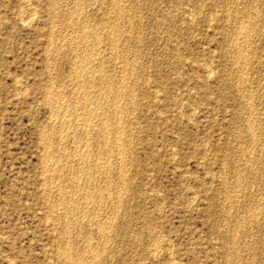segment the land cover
<instances>
[{"label": "rangeland", "instance_id": "rangeland-1", "mask_svg": "<svg viewBox=\"0 0 264 264\" xmlns=\"http://www.w3.org/2000/svg\"><path fill=\"white\" fill-rule=\"evenodd\" d=\"M263 114L264 0H0V264H264Z\"/></svg>", "mask_w": 264, "mask_h": 264}, {"label": "bare ground", "instance_id": "bare-ground-1", "mask_svg": "<svg viewBox=\"0 0 264 264\" xmlns=\"http://www.w3.org/2000/svg\"><path fill=\"white\" fill-rule=\"evenodd\" d=\"M162 1H163V0H162ZM64 2H65V1H64ZM101 2H102V1H101ZM143 2H144V1H143ZM215 2H216V1H215ZM53 3H55V2H53ZM93 3H94V2H93ZM116 3H117V1H116ZM150 3H151V2H150ZM55 4H56V3H55ZM89 4H90V3H89ZM132 4H133V3H132ZM229 4H230V3H229ZM239 4H240V3H239ZM63 5H64V4H63ZM122 5H123V4H122ZM201 5H202V4H201ZM252 5H253V4H252ZM77 6H78V5H77ZM84 6H85V5H84ZM92 6H93V5H92ZM123 6H124V5H123ZM30 7H31V6H30ZM30 7H29V8H30ZM120 7H121V6H120ZM229 7H230V6H229ZM235 7H236V6H235ZM32 8H34V7H32ZM32 8H31V9H32ZM82 8H83V7H82ZM113 8H115V7L113 6ZM140 8H141V7H140ZM106 9H107V8H106ZM177 9H178V8H177ZM241 9H242V8H241ZM28 10H29V9H28ZM92 10H94V9H92ZM258 10H259V9H258ZM31 11H32V10H31ZM34 11H35V10H34ZM34 11H32V13H33ZM142 11L144 12V10H142ZM177 11H178V10H177ZM233 11H234V10H233ZM35 12H36V11H35ZM26 13H27V12H26ZM63 13H64V12H63ZM79 13H80V12H79ZM117 13H118V12H117ZM248 13H249V12H248ZM252 13H254V12H252ZM29 14H30V15H29ZM72 14H73V13H72ZM108 14H109V13H108ZM135 14H136V13H135ZM143 14H144V13H143ZM236 14H237V13H236ZM33 15H34V14H33ZM76 15H77V14H76ZM145 15H146V14H145ZM167 15H168V14H167ZM230 15H231V14H230ZM238 15H239V14H238ZM248 15H249V14H248ZM257 15H259V14H257ZM23 16H24V15H23ZM29 16H32L31 13L26 14L24 18H27V20H28ZM89 16H90V15H89ZM192 16H193V15H192ZM262 16H263V15H262ZM119 17H120V16H119ZM146 17H147V16H146ZM24 18H23V19H24ZM31 18H32V17H31ZM59 18H60V17H59ZM107 18H108V17H107ZM141 18H142V17H141ZM229 18H230V17H229ZM229 18H228V19H229ZM56 19H57V18H56ZM24 20H25V19H24ZM24 20H23V21H24ZM29 20H30V19H29ZM29 20H28V21H29ZM70 20H71V19H70ZM94 20H95V19H94ZM97 20H98V19H97ZM111 20H112V19H111ZM125 20H126V19H125ZM61 21H62V20H61ZM63 21H64V20H63ZM191 21H192V20H191ZM238 21H239V20H238ZM86 22H87V21H86ZM118 22H119V21H118ZM139 22H140V21H139ZM60 23H61V22H60ZM101 23H102V22H101ZM241 23H242V22H241ZM131 24H132V23H131ZM134 24H135V23H134ZM140 24H141V23H140ZM169 24H170V23H169ZM241 25H242V24H241ZM78 26H79V25H78ZM142 26H143V25H142ZM237 26H238V25H237ZM246 26H247V25H246ZM60 27H61V26H60ZM85 27H86V26H85ZM144 27H145V26H144ZM240 27H241V26H240ZM242 27H243V26H242ZM53 28H54V27H53ZM113 28H114V27H113ZM164 28H165V27H164ZM259 28H260V27H259ZM54 29H55V28H54ZM131 29H132V28H131ZM148 29H149V28H148ZM249 29H251V28H249ZM74 30H75V29H74ZM83 30H84V29H83ZM246 30H247V29H246ZM65 31H66V30H65ZM90 31H91V30H90ZM102 31H103V30H102ZM136 31H137V30H136ZM237 31H238V30H237ZM237 31H236V32H237ZM251 31H252V30H251ZM52 32H53V31H52ZM94 32H95V31H94ZM145 32H146V31H145ZM244 32H245V30H244ZM87 33L89 34V32H87ZM87 33H86V34H87ZM90 33H91V32H90ZM95 33H96V32H95ZM95 33H94V35H95ZM132 33H133V32H132ZM140 33H141V32H140ZM241 33H242V32H241ZM88 34H87V35H88ZM104 34H105V33H104ZM167 34H168V33H167ZM232 34H233V33H232ZM237 34L239 35V33H237ZM252 34H253V33H252ZM74 35H76V34L74 33ZM82 35H83V34H82ZM89 35H90V34H89ZM96 35H98V34H96ZM116 35H117V34H116ZM118 35H119V34H118ZM160 35H161V34H160ZM244 35H245V34H244ZM58 36H59V35H58ZM72 36H73V35H72ZM245 36H246V35H245ZM82 37H84V36H82ZM94 37H95V36H94ZM98 37H99V36H98ZM117 37H118V36H117ZM142 37H143V36H142ZM95 38H96V37H95ZM99 38H100V37H99ZM103 38H104V37H103ZM237 38H238V37H237ZM83 39H84V38H83ZM85 39H86V37H85ZM100 39H102V37H101ZM127 39H128V38H127ZM127 39H126V40H127ZM86 40H87V39H86ZM93 40H94V39H93ZM97 40H98V39H97ZM233 40H234V39H233ZM236 40H237V39H236ZM100 41H101V40H100ZM114 42H115V41H114ZM118 42H119V41H118ZM52 43H53V42H52ZM123 43H124V42H123ZM161 43H162V42H161ZM243 43H244V42H243ZM81 44H82V43H81ZM98 44H99V43H98ZM93 45H94V44H93ZM104 46H106V45H104ZM239 46H240V45H239ZM49 47H50V46H49ZM88 47H89V46H88ZM139 47H140V46H139ZM242 47H243V46H242ZM118 49H119V48H118ZM70 50H71V49H70ZM111 50H113V49H111ZM63 51H64V50H63ZM72 51H73V50H72ZM130 51H131V50H130ZM160 51H161V50H160ZM240 51H241V50H240ZM70 52H71V51H70ZM84 52H85V51H84ZM95 52H97V51H95ZM177 53H178V52H177ZM238 53H239V52H238ZM245 53H246V50H245ZM94 54H95V53H94ZM112 54H113V53H112ZM240 54H241V52H240ZM106 55H107V54H106ZM135 55H136V54H135ZM50 56H51V55H50ZM132 56H133V55H132ZM238 56H239V55H238ZM248 56H249V55H248ZM95 57H97V56H95ZM107 57H108V56H107ZM176 57H177V56H176ZM84 58H85V56H84ZM120 58H121V57H120ZM145 58H146V57H145ZM55 59H56V58H55ZM86 59H87V58H86ZM116 59H117V58H116ZM135 59H136V58H135ZM83 60H84V59H83ZM123 60H124V59H123ZM141 60H142V59H141ZM238 60H239V58H238ZM247 60H248V59H247ZM70 61H71V60H70ZM85 61H86V60H84V62H82L81 64H79V70H78V71H81L82 69H84V67H88V68L91 67V66H89V65L92 64V63H91L92 60H91V61H88V64L85 63ZM114 61H115V60H114ZM244 61H245V60H244ZM46 62H47V61H46ZM86 62H87V61H86ZM120 62H121V61H120ZM234 64H236V63H234ZM159 65H160V64H159ZM243 66H244V65H243ZM131 68H132V67H131ZM73 69H74V68H73ZM90 69H91V68H90ZM93 69H94V70H93ZM93 69H92V71H89L91 74L89 73L90 75H88V76H91L94 72H98V73L100 72L101 75L99 74V77H97V78H99L100 81H102V78H101V77L103 76V74H102V70H103V69H102V65L97 63V65L94 66ZM87 70H88V69H87ZM110 70H111V69H110ZM141 70H142V69H141ZM103 71H104V70H103ZM105 71H106V70H105ZM112 72H113V71H112ZM120 72H121V71H120ZM209 72H210V71H209ZM83 73H84V72H82V74H83ZM118 73H119V72H118ZM71 74H72V73H71ZM125 74H126V73H125ZM245 74H246V73H245ZM79 75H80V73H79ZM84 75H85V74H83L82 76H84ZM122 75H123V74H122ZM136 75H137V74H136ZM120 76H121V75H120ZM138 76H139V75H138ZM245 76H246V75H245ZM72 77H73V76H72ZM95 77H96V76H95ZM95 77H94V78H95ZM106 77H107V76H106ZM89 78H90V77H89ZM104 78H105V77H104ZM107 78H108V77H107ZM126 78H127V77H126ZM126 78H125V79H126ZM128 78H129V77H128ZM230 78H231V77H230ZM85 79H86V78H85ZM85 79L82 81V82H84V83L81 84V82H80V85H81V86L79 87V88H82L83 90H84V88H85V86H83V84H85V83H88V84H89V82H90L89 79H88V80H87V79L85 80ZM113 79H115V78H113ZM122 79H123V78H121V80H122ZM96 80H98V79H96ZM138 80H139V79H138ZM78 81H79V80H78ZM78 81H77V82H78ZM80 81H81V80H80ZM92 81H93V80H92ZM92 81H91V82H92ZM113 81H114V80H113ZM68 82H69V81H68ZM91 82H90V83H91ZM116 82H117V81H116ZM124 82H125V81H124ZM126 82H128L127 79H126ZM107 83H108V82H107ZM109 83H110V82H109ZM109 83H108V84H109ZM111 83H112V82H111ZM117 83H120V82H117ZM232 84H233V83H232ZM85 85H86V84H85ZM127 85H128V83H127ZM76 86H77V85H76ZM88 86H89V85H88ZM115 86H117V85H115ZM118 86H119V85H118ZM120 86H121V85H120ZM55 87H56V86H55ZM89 87H90V86H89ZM96 87H97V86H96ZM124 87H125V86H124ZM59 88H60V87H59ZM61 88H62V87H61ZM72 88H73V87H72ZM75 88H76V87H75ZM115 88H116V87H115ZM133 88H134V87H133ZM27 89H28V88H27ZM88 89H89V88H88ZM90 89H91V88H90ZM52 90H53V89H52ZM79 90H80V89H79ZM79 90H78V91H79ZM120 90L122 91V89H120ZM243 90H244V89H243ZM49 91H50V90H49ZM87 91H88V90H87ZM87 91H82V92H83V94L86 95V96L84 95L83 97H85L86 101L88 102V107H89V106H91V104H93V102H91V100L93 99V97L90 96V97L92 98V99L90 100V97H89V95L87 94V93H89V92H87ZM90 91H92V90H90ZM115 91H116V90H115ZM121 91H120V93H121ZM75 92H76V91H75ZM154 92H155V89H154ZM157 92H158V91H157ZM114 93H116V92H114ZM118 93H119V92H118ZM90 94H91V92H90ZM94 94H95V93H94ZM94 94H93V95H94ZM134 94H135V93H134ZM253 94H254V93H253ZM93 95H92V96H93ZM96 95H97V94H96ZM124 95H125V94H124ZM58 96H59V95H58ZM98 96H99V95H98ZM100 96H102V95H100ZM118 96H119V94H118ZM122 96H123V95H122ZM122 96H121V100H122ZM56 97H57V96H56ZM59 97H60V96H59ZM96 97H97V96H96ZM116 97H117V96H116ZM119 97H120V96H119ZM252 97H253V96H252ZM48 98H49V97H48ZM77 98H78V97H77ZM97 98H98V97H97ZM97 98H95V99H97ZM101 98H102V97H101ZM113 98H114V99H113V101H114V100H115V97H113ZM132 98H133V97H132ZM63 99H64V98H63ZM65 99H66V98H65ZM53 100H54V99H53ZM109 100H110V99H109ZM56 101H57V100H56ZM60 101H61V100H60ZM92 101H94V100H92ZM96 101H99V99L96 100ZM102 101H103V100H102ZM115 101H117V100H115ZM119 101H120V100H119ZM119 101H118V102H119ZM51 102H54V101H52V99H51ZM75 102H76V101H75ZM84 102H85V101H84ZM118 102H117V103H118ZM128 102H129V101H128ZM55 103H56V102H55ZM98 103H99V102H98ZM119 103H120V102H119ZM137 103H138V102H137ZM248 103H249V102H248ZM51 104H52V103H51ZM69 104H70V103H69ZM74 104H75V103H74ZM105 104H106V103H105ZM39 105H40V104H39ZM55 105H56V104H55ZM82 105H83V104H82ZM98 105H99V104H98ZM102 105H103V104H102ZM118 105H120V104H118ZM75 106H76V105H75ZM85 106H86V105H85ZM126 106H127V105H126ZM63 107H64V106H63ZM86 107H87V106H86ZM97 107H98V106H97ZM251 107L253 108V106H251ZM251 107H250V109H251ZM53 108H54V107H53ZM55 108H56V107H55ZM59 108H60V107H59ZM66 108H67V107H66ZM86 109H87V108H86ZM86 109H85V110H86ZM94 109H95V106H94ZM94 109H93V110H94ZM125 109H126V108H125ZM131 109H132V108H131ZM131 109H130V110H131ZM162 109H163V108H162ZM162 109H161V110H162ZM195 109H196V108H195ZM68 110H69V109H68ZM71 110H72V109H71ZM71 110H70V111H71ZM93 110H92V111H93ZM123 110H124V108H123ZM53 111H54V110H53ZM60 111H61V110H60ZM94 111H95V110H94ZM96 111H97V110H96ZM114 111H115V110H114ZM121 111H122V110H121ZM138 111H139V110H138ZM181 111H182V110H181ZM55 112H56V111H55ZM68 112H69V111H68ZM108 112H109V111H108ZM122 112H123V111H122ZM252 112H253V111H252ZM252 112H251V113H252ZM72 113H73V112H72ZM72 113H71L70 115H72ZM81 113H82V112H81ZM81 113H80V114H81ZM90 113H91V111H90V112H87V114H85V117L83 118V119H84V122H85L86 125H87V124H90V121L93 120V119L91 120ZM95 113H98V112H95ZM100 113H101V112H100ZM106 113H107V112H106ZM77 114H78V113H77ZM117 114H118V113H117ZM121 114H122V113H121ZM61 115H62V114H61ZM67 115L69 116V114H67ZM105 115H106V114H105ZM263 115H264V114H263ZM50 116H51V115H50ZM64 116H65V112H64ZM74 116H75V115H74ZM97 116H98V115H97ZM107 116H109V114H108ZM117 116H118V115H117ZM129 116H130V115H129ZM61 117H63V116H61ZM61 117H60V118H61ZM66 117H67V116H66ZM80 117H81V116H80ZM82 117H83V116H82ZM94 117H95V115H94ZM251 117H252V116H251ZM120 118H121V116H120ZM261 118H262V117H261ZM63 119H65V118H63ZM69 119H70V117L68 118V120H69ZM190 119H191V118H190ZM70 120H71V119H70ZM104 120H105V119H104ZM109 120H110V119H109ZM111 120H112V119H111ZM64 121H65V120H63L62 123H63ZM71 121H72V120H71ZM75 121H76V119H75ZM93 121H94V120H93ZM257 121H258V120H257ZM60 122H61V121H60ZM104 122H105V121H104ZM108 122H110V121H108ZM248 122H251V121L249 120ZM259 122H260V121H259ZM66 123H67V121H66ZM82 123H83V120H82ZM101 123H103V121H102ZM105 123H106V122H105ZM105 123H104V124H105ZM112 123H113V122H111L110 125H112ZM120 123H121V122H120ZM120 123H119V124H120ZM127 123H128V122H127ZM137 123H138V122H137ZM64 124H65V122H64ZM69 124H70V123H69ZM123 124H124V123H123ZM252 124H254V122H253ZM67 125H68V124H67ZM72 125H73V124H72ZM83 125H84V124H83ZM95 125H96V124H95ZM98 125H99V122H98ZM106 125H107V124H106ZM116 125H117V124H116ZM242 125H243V124H242ZM248 125H249V124H248ZM250 125H251V123H250ZM262 125H263V124H262ZM63 126H65V125H63ZM88 126H89V125H88ZM88 126H87V127H88ZM120 126H122V125H120ZM105 127H106V126H105ZM118 128L120 129V127H118ZM118 128H117L116 130H118ZM121 128H122V130H123V127H121ZM250 128H251V127H250ZM47 129H48V128H47ZM61 129H62V128H61ZM68 129H69V128H68ZM86 129H87V128H86ZM88 129H89V127H88ZM105 129H106V128H104V126H101V125L98 127V131H99L100 134L105 133ZM256 129H257V128H256ZM44 130H45V129H44ZM83 130H84V129H83ZM96 130H97V128H96ZM120 130H121V129H120ZM54 131H55V130H54ZM75 131H76V130H75ZM109 131H110V130H109ZM131 131H132V130H131ZM254 131H255V130H254ZM259 131H260V130H259ZM56 132H57V131H56ZM62 132H63V130H62ZM64 132H65V131H64ZM106 132H107V131H106ZM116 132H117V131H116ZM81 133H82V132H81ZM88 133H89V132H88ZM108 133H109V132H108ZM108 133H107V134H108ZM110 133H111V131H110ZM110 133H109V134H110ZM238 133H239V132H238ZM43 134H44V133H43ZM53 134H54V133H53ZM72 134H73V136H75V135H74V132H73ZM77 134H78V133H77ZM82 134H83V133H82ZM82 134H81V135H82ZM41 135H42V134H41ZM47 135H48V134H47ZM60 135H61V134H60ZM70 135H71V134H70ZM79 135H80V134H79ZM86 135H87V132H86ZM76 136L78 137V135H76ZM89 136H90V134H89ZM109 136H110V135H109ZM109 136H107L106 133L103 134V142H102V145L104 146V148L108 147V145H109V142H110V140H109ZM123 136H124V135H123ZM123 136H121V137L123 138ZM125 136H127V134H126ZM62 137H63V136H62ZM80 137H82V136H80ZM83 137H84V136H83ZM83 137H82V138H83ZM256 137H257V136H256ZM65 138H67V137H65ZM86 138H88V137H86ZM113 138H114V137H113ZM119 138H120V137H119ZM124 138H125V137H124ZM79 139H81V138H79ZM131 139H132V138H131ZM75 140H76V139H75ZM120 140H121V139H120ZM51 141H52V139H51ZM71 141H72V140H71ZM76 141H77V140H76ZM81 141H82V140H81ZM86 141H87V139H86ZM86 141H85V142H86ZM95 141H96V139H95ZM245 141H246V140H245ZM255 141H256V140H255ZM87 142H88V141H87ZM87 142H86V143H87ZM113 142H114V139H113ZM119 142H120V141H119ZM42 143H43V142H42ZM77 143H79V142L77 141ZM86 143H85L84 147H85L87 144H90L91 142H90V143H87V144H86ZM117 143H118V142H117ZM73 144H74V143H73ZM82 144H84V143H82ZM47 145H48V144L46 143V146H47ZM59 145H60V144H59ZM65 145H66V144H65ZM78 145H80V144H77V146H78ZM98 145H99V144H98ZM117 145H118V144H117ZM117 145H116V146H117ZM120 145H121V142H120L119 146H120ZM123 145H124V143H123ZM87 146H88V145H87ZM89 146H90V145H89ZM103 146H102V147H103ZM112 146H114L113 143H112ZM119 146H118V147H119ZM252 146H253V145H252ZM262 146H263V145H262ZM48 147H49V146H48ZM59 147H60V146H59ZM66 147H67V146H66ZM66 147H65V149H66ZM78 147H79V146H78ZM90 147H91V146H90ZM118 147H116V148H118ZM45 148H46V147H45ZM93 148H94V147H93ZM116 148H115V149H116ZM120 148H121V146H120ZM120 148H118V149H120ZM43 149H44V148H43ZM78 149H79V148H78ZM82 149H83V147H82ZM88 149H89V148H88ZM88 149H87V150H88ZM66 150H67V149H66ZM87 150H86V151H87ZM91 150H92V148H91ZM121 150H122V148H121ZM73 152H74V151H73ZM78 152H79V150H78ZM78 152H77V153H78ZM105 152H106V151H105ZM117 152H118V151H117ZM121 152H122V151H121ZM243 152H244V151H243ZM253 152H254V151H253ZM50 153H51V152H50ZM89 153H91V152H89ZM113 153H114V152H113ZM124 153H125V152H124ZM250 153H251V152H250ZM250 153H249V154H250ZM261 153H262V152H261ZM46 154H48V153H46ZM84 154H85V153H84ZM117 154H118V156H119V152H118ZM131 154H132V153H131ZM238 154H239V153H238ZM50 155H51V154H50ZM55 155H56V154H55ZM75 155H76V154H75ZM79 155L81 156V154H79ZM79 155H78V157H79ZM86 155H87V154H86ZM89 155H90V154H89ZM95 155H97V154H95ZM99 155H100V154H99ZM99 155H98V156H99ZM124 155H125V154H124ZM84 156H85V155H84ZM121 156H122V154H121ZM52 157H54V156H52ZM52 157H51V158H52ZM61 157H62V156H61ZM74 157H75V156H74ZM122 157H123V156H122ZM124 157H125V156H124ZM205 157H206V156H205ZM51 158H48V159H51ZM79 158H80V157H79ZM82 158H84V157H82ZM92 158H93V157H92ZM73 159H74V158H73ZM88 159H89V158H88ZM90 159H91V158H90ZM106 159H107V158H106ZM45 160H46V159H45ZM78 160H79V159H78ZM84 160H85V159H84ZM93 160H94V159H93ZM107 160H108V159H107ZM120 160H121V159H120ZM200 160H201V159H200ZM71 161H72V160H71ZM96 161H97V160H96ZM99 161H100V159H99ZM105 161H106V160H105ZM108 161H109V160H108ZM108 161H107V162H108ZM118 161H119V160H118ZM238 161H239V160H238ZM244 161H245V160H244ZM252 161H253V160H252ZM255 161H256V160H255ZM42 162H44V161H42ZM45 162H46V161H45ZM54 162H55V161H54ZM58 162H59V161H58ZM84 162H85V161H84ZM87 162H89V161L87 160ZM124 162H125V160H124ZM130 162H131V161H130ZM64 163H65V162H64ZM94 163H95V161H94ZM94 163H93V164H94ZM99 163H100V162H99ZM102 163H104V162H102ZM89 164H90V163H89ZM100 164H101V163H100ZM100 164H99V165H100ZM107 164H109V163H107ZM123 164H124V163H123ZM234 164H235V162H234ZM246 164H247V163H246ZM46 165H47V164H46ZM84 165H85V164H84ZM94 165H95V164H94ZM97 165H98V164H97ZM97 165H96V167H98ZM112 165H113V164H112ZM115 165H116V164H115ZM91 166L93 167V165H91ZM109 166H110V165H109ZM116 166H117V165H116ZM124 166H125V165H124ZM124 166H123V167H124ZM46 167H47V166H46ZM51 167H52V165H51ZM121 167H122V166H121ZM55 168H56V167H55ZM57 168H58V167H57ZM68 168H69V167H68ZM99 168H100V166H99ZM102 168H103V167H102ZM110 168H111V166H110ZM119 168H120V166H119ZM119 168H118V169H119ZM84 169H85V168H84ZM87 169L89 170L90 168L88 167ZM94 169H95V168H94ZM94 169H93V171H94ZM100 169H101V168H100ZM107 169H108V168H107ZM59 170H60V169H59ZM61 170H62V169H61ZM77 170H78V169H77ZM79 170H80V168H79ZM88 170H87V171H88ZM95 170H96V169H95ZM119 170H122V169H119ZM57 171H58V170H56V172H57ZM80 171H81V170H80ZM87 171H86V172H87ZM91 171H92V170H91ZM105 171H106V170H105ZM107 171H108V170H107ZM230 171H231V170H230ZM48 172H49V171H48ZM52 172H53V171H52ZM81 172H82V171H81ZM81 172H80V173H81ZM83 172H85V170H84ZM83 172H82V173H83ZM89 172H90V171H89ZM108 172H109V171H108ZM117 172H119V171H117ZM124 172H125V170H124ZM59 173H60V172H59ZM72 173H73V172H72ZM75 173L77 174V172H75ZM90 173H91V172H90ZM90 173H89V174H90ZM126 173H127V172H126ZM60 174H61V173H60ZM60 174H59V175H60ZM85 174H86V173H84V176H85ZM91 174H93V172H92ZM98 174H100V173H98ZM123 174H125V173H123ZM77 175H79V174H77ZM111 175H112V174H111ZM119 175H120V174H119ZM240 175H241V174H240ZM70 176H71V175H70ZM124 176H125V175H124ZM76 177H78V176H76ZM122 177H123V176H122ZM232 177H233V176H232ZM83 178H85V177H83ZM91 178H92V177H91ZM93 178H94V177H93ZM107 178H108V177H107ZM107 178H106V179H107ZM239 178H240V177H239ZM254 178H255V177H254ZM65 179H66V178H65ZM77 179H78V178H77ZM112 179H113V178H112ZM47 180H48V179H46V182H47ZM69 180H70V179H69ZM72 180H73V179H72ZM73 181H74V180H73ZM112 181H113V180H112ZM50 182H51V181H50ZM87 182H88V181H87ZM89 182H90V181H89ZM124 182H125V181H124ZM252 183H253V182H252ZM43 184H44V183H43ZM238 184H239V183H238ZM260 184H261V183H260ZM55 185H56V184H55ZM114 185H115V184H114ZM125 185H126V184H125ZM51 186H52V184H51ZM92 186H93V185H92ZM104 186H105V185H104ZM108 186H109V185H107V187H108ZM74 187H75V186H74ZM99 187H100V185H99ZM122 187H123V186H121V188H122ZM127 187H128V186H127ZM234 187H235V186H234ZM59 188H60V187H59ZM86 188H88V187H86ZM94 188H95V187H94ZM102 188H103V187H102ZM71 189H72V188H71ZM105 189H106V188H105ZM105 189H103V190H105ZM124 189H125V188H124ZM93 190H94V189H93ZM93 190H92V191H93ZM107 190H109V187H108ZM119 190H120V189H119ZM58 191H59V189H58ZM84 191H85V189H84ZM88 191H89V190H88ZM90 191H91V190H90ZM100 191H101V190H100ZM45 192H46V191H45ZM45 192H44V193H45ZM65 192H66V191H65ZM82 192H83V191H82ZM101 192H102V191H101ZM101 192H100V193H101ZM108 192H111V191H108ZM232 192H233V191H232ZM111 193H112V192H111ZM122 193H123V192H121V194H122ZM261 193H262V192H261ZM48 194H49V193H48ZM118 194H119V191L117 192V195H118ZM121 194H119V195L121 196ZM125 194H126V193H125ZM44 195H45V194H44ZM59 195H60V194H59ZM73 195H75V194H73ZM93 195H94V194H93ZM98 195H99V194H98ZM119 195H118V196H119ZM122 195H124V194H122ZM91 196H92L91 192H90V194H89V192H87V189H86V192H85L84 198H86V199H92ZM230 196H231V195H230ZM82 197H83V196H82ZM261 197H262V196H261ZM43 198H44V197H43ZM63 198H64V197H63ZM69 198H70V197H69ZM71 198H72V197H71ZM97 198H98V197H97ZM97 198H96V199H97ZM118 198H119V197H118ZM121 198H122V197H121ZM194 198H195V196H194ZM224 198H225V197H224ZM235 198H236V197H235ZM104 199H105V198H104ZM195 199H196V198H195ZM227 199H228V198H227ZM56 200H57V199H56ZM59 200H60V199H59ZM97 200H98V199H97ZM119 200H120V199H119ZM223 200H224V199H223ZM102 201H103V200H102ZM104 201H105V200H104ZM111 201H112V200H111ZM192 201H193V200H192ZM225 201H226V200H225ZM251 201H252V200H251ZM60 202H61V201H60ZM68 202H69V201H68ZM114 202H115V201H114ZM121 202H122V201H121ZM258 202H259V201H258ZM58 203H59V202H58ZM75 203H76V202H75ZM104 203H105V202H104ZM242 203H243V202H242ZM255 203H256V202H255ZM106 204H107V203H106ZM113 204H114V203H113ZM63 205H64V204H63ZM190 205H191V204H190ZM61 206H62V204H61ZM61 206H60V207H61ZM80 206H81V205H80ZM160 206H161V205H160ZM62 207H63V206H62ZM82 207H83V206H82ZM222 207H223V206H222ZM250 207H251V206H250ZM53 208H55V206H53ZM83 208H84V207H83ZM93 208H94V206H93ZM101 208H102V207H101ZM66 209H67V208H66ZM102 209H103V208H102ZM256 209H258V208H256ZM64 210H65V209H64ZM90 210H91V209H90ZM227 210H228V209H227ZM229 210H230V209H229ZM231 210H232V209H231ZM231 210H230V211H231ZM248 210H249V209H248ZM54 211H55V210H54ZM85 211H86V210H85ZM85 211H84V212H85ZM94 211H95V210H94ZM118 211H119V208H118ZM224 211H225V210H224ZM59 212H60V211H59ZM74 212H75V211H74ZM100 212H101V211H100ZM248 212H249V211H248ZM50 213H51V212H50ZM74 214H75V213H74ZM260 214H261V213H260ZM51 215H52V214H51ZM59 215H60V214H59ZM61 215H62V214H61ZM97 215H98V214H97ZM258 215H259V214H258ZM66 216H67V215H66ZM92 216H94V215H92ZM226 216H227V215H226ZM74 217H75V216H74ZM252 217H253V216H252ZM72 218H73V217H72ZM93 218H95V216H94ZM58 219H59V218H58ZM70 220H71V219H70ZM70 220H69V221H70ZM94 220H95V219H94ZM94 220H93L92 217H91V221H94ZM112 220H113V219H112ZM112 220H111V221H112ZM251 220H252V219H251ZM66 221H67V220H66ZM80 221H81V220H80ZM97 221H99V220H97ZM76 222H79V221H76ZM89 222H90V221H89ZM109 222H110V221H109ZM109 222H103V223H99V222H98V223L96 224L98 227H97V226H96V227H97V228H100L101 231H103V232H105V233H108V235H110V234H111V227H112V224H111V222H110V223H109ZM79 223H80V222H79ZM79 223H78V224H79ZM86 224H87V223H86ZM94 224H95V223H94ZM261 224H262V223H261ZM83 225H84V224H83ZM87 225H88V224H87ZM89 225H90V224H89ZM253 225H254V224H253ZM85 226H86V225H85ZM91 226H92V224H91ZM83 227H84V226H83ZM220 227H221V226H220ZM66 228H67V227H66ZM82 229H83V228H82ZM72 230H73V229H72ZM79 230H80V229H79ZM235 230H236V229H235ZM242 230H243V229H242ZM60 231H61V230H60ZM66 231H67V230H66ZM80 231H81V230H80ZM98 231H100V230H98ZM229 232H230V231H229ZM75 233H76V232H75ZM85 234H86V233H85ZM103 235H104V234H103ZM244 235H245V234H244ZM110 236H111V235H110ZM247 236H248V235H247ZM70 237H71V236H70ZM233 237H234V236H233ZM84 238H85V237H84ZM110 238H111V237H110ZM92 239H93V238H92ZM97 239H98V237H97ZM108 239H109V237H108ZM108 239H107V241H108ZM56 240H57V239H56ZM114 240H115V239H114ZM255 240H256V239H255ZM88 241H89V240H88ZM93 241H94V240H93ZM100 241H101V240H100ZM161 241H162V240H161ZM85 242H86V241H85ZM90 243H91V242H90ZM158 243H159V242H158ZM233 243H234V242H233ZM254 243H255V242H254ZM73 244H74V243H73ZM87 244H88V243H87ZM99 244H100V243H99ZM99 244H98V245H99ZM105 244H106V243H105ZM165 244H166V243H165ZM250 244H251V243H250ZM98 245H97V247H98ZM157 245H158V244H157ZM170 245H171V244H170ZM70 246H71V245H70ZM75 246H76V245H75ZM88 246H89V245H88ZM250 246H251V245H250ZM255 246H256V245H255ZM65 247H67V246H65ZM86 247H87V246H86ZM91 247H92V245H91ZM102 247H103V246H102ZM117 247H118V246H117ZM168 247H169V243H168ZM170 247H171V246H170ZM88 248H89V247H88ZM88 248H86V249L88 250ZM154 248H155V247H154ZM59 249H60V247H59ZM62 249H63V248H62ZM66 249H67V248H66ZM72 249H73V248H72ZM72 249H71V250H72ZM74 249H75V248H74ZM80 249H81V248H80ZM86 249H84V250H86ZM90 249H91V248H90ZM94 249L96 250L97 248H94ZM103 249H105V248L103 247ZM106 249H107V248H106ZM171 249H172V248H171ZM100 250L103 251L102 248H101ZM172 250H173V249H172ZM241 250H242V249H241ZM60 251H62V250L60 249ZM60 251L57 250L58 253H59ZM101 251H100V252H101ZM155 251H157V249H156ZM65 252H66V251H65ZM69 252H70V251H69ZM79 252H80V251H79ZM87 252H88V251H87ZM87 252H86V253H87ZM90 252H91V251H90ZM94 252H95V251H94ZM98 252H99V251H98ZM63 253H64V251H63ZM71 253H72V252H71ZM74 253H76V251H75ZM82 253H83V252H82ZM84 253H85V252H84ZM96 253H97V252H96ZM101 253H102V252H101ZM92 254H93V253H92ZM102 254H103V253H102ZM154 254H155V253H154ZM170 254H171V253H170ZM56 255H57V254H56ZM71 255H72V254H71ZM77 255H78V254H77ZM59 256H60V255H59ZM68 256H69V253H68ZM68 256H66V257H67L66 259H68ZM93 256H94V255H93ZM96 256H97V255H95V257H94L95 260H96ZM250 256H251V255H250ZM64 257H65V256H64ZM98 257H99V256H98ZM71 258H72V257H71ZM79 258H80V257H79ZM79 258H77V261H78ZM91 258H92V257H91ZM100 258H101V257H100ZM232 258H233V257H232ZM250 258H251V257H250ZM80 259H81V258H80ZM80 259H79L78 263L80 262ZM85 259H88V258H85ZM95 260H93V261H95ZM10 261H11V260H10ZM70 261H71V263H73L75 260L73 261V259H72V260L70 259ZM77 261H75V263H76ZM85 261H86V260H85ZM89 261H91V260H89ZM84 263H85V262H84ZM86 263H88V262H86ZM92 263H93V262H92ZM132 263H133V262H132ZM250 263H251V261H250ZM256 263H257V262H256ZM79 264H80V263H79ZM81 264H82V262H81ZM90 264H91V263H90ZM103 264H104V263H103ZM106 264H108V263H106ZM237 264H238V263H237Z\"/></svg>", "mask_w": 264, "mask_h": 264}]
</instances>
